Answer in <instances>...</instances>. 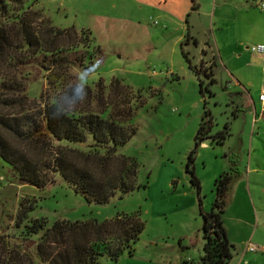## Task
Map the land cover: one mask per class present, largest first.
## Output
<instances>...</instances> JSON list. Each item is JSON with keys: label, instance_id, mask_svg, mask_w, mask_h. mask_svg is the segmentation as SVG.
Returning a JSON list of instances; mask_svg holds the SVG:
<instances>
[{"label": "rangeland", "instance_id": "1", "mask_svg": "<svg viewBox=\"0 0 264 264\" xmlns=\"http://www.w3.org/2000/svg\"><path fill=\"white\" fill-rule=\"evenodd\" d=\"M22 8L29 13L31 25L61 34L59 51L76 56L80 66L58 69L45 61L41 68L39 57L14 66V59L24 56L15 51L7 58L6 66L0 62L4 77L23 87L21 92L29 100L37 101L41 96L43 101H57L59 105L65 103L60 89H68L73 81L93 90L100 80L106 94L109 81L117 78L130 89L120 95L124 100L138 93L140 107L129 122L134 132L117 152L136 162V183L140 186L124 194L116 192L103 204L87 203L57 174L51 175V182L41 190L17 185L9 166L0 159V235L9 245L17 246L26 238L23 225H29V219H43L48 227L61 219L102 221L118 214L137 213L143 229L130 252L124 251L116 259L101 255L96 264H195L202 246L201 219L197 195L184 167L203 111L211 117V133L220 130L224 123L229 128L221 142L206 139L196 151L193 170L201 180V207L210 196L212 171L219 162L225 164L226 170L223 154L232 152L240 173L243 166L255 168L256 172L232 183L228 201L233 199V203L229 209L242 206L264 212L263 161L258 152L256 158L247 157L249 147H264L262 133L254 136L255 95L245 94L236 109L237 102L232 103L219 85L223 64L213 65L212 84L201 74L200 60L211 61L215 55L213 26L201 22L193 38L184 34L181 41H175L186 28L183 21L169 18L170 22H166L156 7L133 0H24ZM9 13L11 17L15 14ZM244 42L243 56L251 58L254 54L247 47L257 43ZM191 68L200 73L196 75ZM80 75L85 80L89 76L88 84L79 79ZM262 79L261 74L260 79L257 75L258 83ZM198 80L207 88L202 93L198 92ZM261 121L264 122V113ZM0 133L10 145L22 147L8 133ZM29 206L26 218L18 220L20 211ZM248 235L246 230L239 236L243 244L251 242ZM36 238L37 235L31 237ZM239 242L234 241L232 252L240 246ZM27 250L32 258L33 247Z\"/></svg>", "mask_w": 264, "mask_h": 264}, {"label": "trees", "instance_id": "2", "mask_svg": "<svg viewBox=\"0 0 264 264\" xmlns=\"http://www.w3.org/2000/svg\"><path fill=\"white\" fill-rule=\"evenodd\" d=\"M23 3L24 0H0V62L5 65L8 57L20 51L24 56L14 59V66L39 57L41 68L45 61L51 68L74 64L79 67L80 59L70 52L59 51L57 42L61 34L31 25ZM9 11L15 12L13 17ZM60 52L61 56L55 57ZM191 70L196 75L200 73ZM4 75L0 70V95L6 98L0 99V132L8 133L22 147L10 145L0 133V159L9 166L14 183L41 190L51 182V175L57 174L87 203L97 204L105 203L116 192L124 194L140 186L136 183V162L117 152L134 132L129 122L140 107L138 93L124 100L120 95L130 89L126 90L117 78L109 81L106 94L100 80L93 90L73 81L68 89H60L65 103L59 105L56 101V106L61 110L76 108L57 115L53 103L43 101L41 96L37 101L29 100L21 92L23 87ZM197 83L199 93L207 90L200 80ZM85 91L87 96L83 99ZM228 128L224 123L220 130L210 134L211 117L203 111L192 148L186 155L184 168L195 189L201 219V254L195 264H225L231 256L232 245L226 237L222 215L231 185L240 175L237 157L234 153L226 155L228 168L213 180V199L208 211L201 207L200 185L193 170L200 144L206 139L221 142ZM30 209L31 206L22 209L17 219H25ZM29 220V225H23L26 238L17 246L9 245L0 235V264H96L101 255L116 259L124 251L129 253L143 229L137 213L118 214L102 221L61 219L48 227L43 219ZM35 235L37 238L32 240ZM29 247H33L32 258L27 252Z\"/></svg>", "mask_w": 264, "mask_h": 264}, {"label": "crops", "instance_id": "3", "mask_svg": "<svg viewBox=\"0 0 264 264\" xmlns=\"http://www.w3.org/2000/svg\"><path fill=\"white\" fill-rule=\"evenodd\" d=\"M133 1L150 5L153 8L156 7L157 12L163 16L166 22H170L169 18L183 21L186 24V28L176 37L175 41H181L185 35H187L188 38H193V35L199 30L197 25L201 22L213 26L215 55L211 58V61L201 59L199 66L204 72V75H206L205 78L212 84L214 81L212 73L213 65L215 66L216 63L219 62L223 64V70L219 74V85L224 92L229 95L227 98L232 103H235V101L237 102L234 104L236 109L239 108L240 103L238 102H240L245 94L254 93L255 100L252 101L253 123H256V125H254L256 129H254V136L261 133L264 136V122L261 121V113H264V105L257 100L259 86L262 81L260 80L259 83L257 82L259 81L257 80V75H259V79L260 74L263 78L262 57L255 53H253L254 55L251 58L250 56L244 57L242 51V45L246 43L244 41L252 40L256 43H261V40L264 39V13L261 12V10L264 11V9L257 6V2L261 1L264 4V0ZM263 42L261 44H264ZM257 55L259 57H257ZM213 133L214 132H210V134ZM204 145L205 143L203 141L200 146ZM257 152L259 153L260 159L263 161L264 171V147H249L247 150V157L250 158V160L253 157L256 158ZM227 154L224 153L223 157L228 167ZM215 167L209 181L210 190H208V192L210 196L206 203H202V209L204 211L209 210L213 199V180L219 173L225 170L224 167L226 166L223 162H219ZM254 169L255 168L247 169V167L243 166L239 177L243 176L247 179L249 174L256 172ZM199 184L201 185V180H199ZM231 189L232 185L230 191ZM232 203L233 199L232 202L228 201L224 210L222 217L223 225L229 243L232 245L234 241H240V246L237 247L234 252L231 251V256L225 264H264V212L251 210L248 207L242 206L229 209ZM246 230L249 234L248 237L251 238V242L243 244L244 241L241 239L242 237L239 236L245 233ZM248 244L257 247L256 250L248 251L246 249V245Z\"/></svg>", "mask_w": 264, "mask_h": 264}, {"label": "built area", "instance_id": "4", "mask_svg": "<svg viewBox=\"0 0 264 264\" xmlns=\"http://www.w3.org/2000/svg\"><path fill=\"white\" fill-rule=\"evenodd\" d=\"M257 6L261 9H264V4L259 1L257 2ZM247 49L252 52V53H255V54H258L262 57L261 59V63H262V73H263V79L260 83V86H259V91H258V94H257V100L262 104L264 105V44H261V43H257V44H254V45H251L250 47H247ZM257 247H255L254 245H246V249L248 251H255Z\"/></svg>", "mask_w": 264, "mask_h": 264}, {"label": "clouds", "instance_id": "5", "mask_svg": "<svg viewBox=\"0 0 264 264\" xmlns=\"http://www.w3.org/2000/svg\"><path fill=\"white\" fill-rule=\"evenodd\" d=\"M82 71H86V70H82ZM79 79L82 80V81H85L86 84H88L89 76H88L87 79L85 80V77H84L83 75H80V76H79ZM86 96H87V92L85 91V92H84L83 99L86 98ZM83 99H82L80 102H82ZM80 102H79V103H80ZM53 104H54L55 107H56V114H57V115H60V114H66V113L69 112V111H74L75 108H76V106H75V107H73L72 109H64V110H61V109H59V108L56 106V102H55V101H53Z\"/></svg>", "mask_w": 264, "mask_h": 264}, {"label": "water", "instance_id": "6", "mask_svg": "<svg viewBox=\"0 0 264 264\" xmlns=\"http://www.w3.org/2000/svg\"><path fill=\"white\" fill-rule=\"evenodd\" d=\"M100 204H103V203H100Z\"/></svg>", "mask_w": 264, "mask_h": 264}]
</instances>
